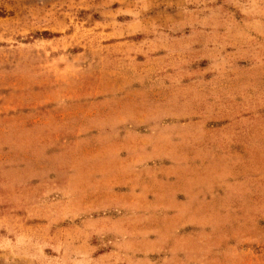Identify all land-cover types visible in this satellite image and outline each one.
I'll use <instances>...</instances> for the list:
<instances>
[{
  "label": "rangeland",
  "instance_id": "obj_1",
  "mask_svg": "<svg viewBox=\"0 0 264 264\" xmlns=\"http://www.w3.org/2000/svg\"><path fill=\"white\" fill-rule=\"evenodd\" d=\"M0 264H264V0H0Z\"/></svg>",
  "mask_w": 264,
  "mask_h": 264
}]
</instances>
